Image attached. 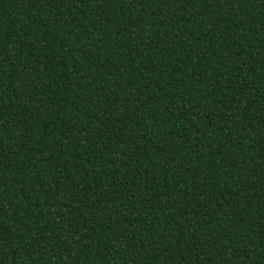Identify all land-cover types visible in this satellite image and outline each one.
Returning <instances> with one entry per match:
<instances>
[{
    "label": "trees",
    "instance_id": "obj_1",
    "mask_svg": "<svg viewBox=\"0 0 264 264\" xmlns=\"http://www.w3.org/2000/svg\"><path fill=\"white\" fill-rule=\"evenodd\" d=\"M0 264H264V0H0Z\"/></svg>",
    "mask_w": 264,
    "mask_h": 264
}]
</instances>
